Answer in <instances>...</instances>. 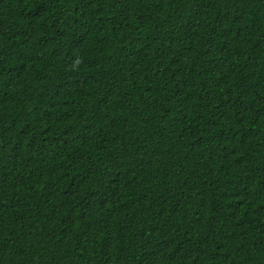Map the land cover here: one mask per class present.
<instances>
[{"label":"trees","instance_id":"16d2710c","mask_svg":"<svg viewBox=\"0 0 264 264\" xmlns=\"http://www.w3.org/2000/svg\"><path fill=\"white\" fill-rule=\"evenodd\" d=\"M0 264H264V0H0Z\"/></svg>","mask_w":264,"mask_h":264}]
</instances>
